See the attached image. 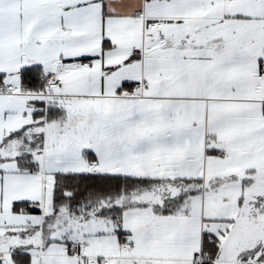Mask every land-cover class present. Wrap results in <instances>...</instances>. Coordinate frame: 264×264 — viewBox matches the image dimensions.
Here are the masks:
<instances>
[{"label": "snow or ice", "instance_id": "obj_1", "mask_svg": "<svg viewBox=\"0 0 264 264\" xmlns=\"http://www.w3.org/2000/svg\"><path fill=\"white\" fill-rule=\"evenodd\" d=\"M0 264H264V0H0Z\"/></svg>", "mask_w": 264, "mask_h": 264}]
</instances>
